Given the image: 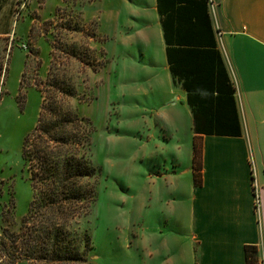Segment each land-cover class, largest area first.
Here are the masks:
<instances>
[{
  "label": "rangeland",
  "instance_id": "1",
  "mask_svg": "<svg viewBox=\"0 0 264 264\" xmlns=\"http://www.w3.org/2000/svg\"><path fill=\"white\" fill-rule=\"evenodd\" d=\"M151 1L9 0V10L0 8V264H153L149 250L164 235L157 228L172 226L156 172L190 162L178 123L159 114L136 43L153 19ZM39 116L58 120L68 138L49 142L53 151L84 152L93 169L81 181L92 202L68 206L61 220L68 238L88 236L83 262L44 260L38 249L28 256L38 223H60L57 212L30 211L38 161L24 159L22 146L28 135L33 147Z\"/></svg>",
  "mask_w": 264,
  "mask_h": 264
},
{
  "label": "crops",
  "instance_id": "2",
  "mask_svg": "<svg viewBox=\"0 0 264 264\" xmlns=\"http://www.w3.org/2000/svg\"><path fill=\"white\" fill-rule=\"evenodd\" d=\"M150 4L153 19L145 21L136 43L148 58L159 114L178 123L175 132L190 162L156 172L172 226L157 228L164 235L149 250L150 260L246 264L245 246L253 245L264 264V0ZM7 5L0 0L1 9Z\"/></svg>",
  "mask_w": 264,
  "mask_h": 264
},
{
  "label": "trees",
  "instance_id": "3",
  "mask_svg": "<svg viewBox=\"0 0 264 264\" xmlns=\"http://www.w3.org/2000/svg\"><path fill=\"white\" fill-rule=\"evenodd\" d=\"M73 120L79 125L75 118ZM57 121L42 122V118L39 116L35 128V131L39 132V134L36 136L33 147L29 149L27 145L30 140L28 135L22 146V156L24 159L30 157L38 161V170L36 172L31 170L30 173L31 188L33 190L30 211H35V214L36 212L39 213L42 218L41 209L44 208L47 211L52 210L58 213L60 220L59 230L55 226L56 223L52 227L46 226L43 224V221L38 223V226H36L38 227V231H36L35 237L30 240L31 246H28V250L31 249L28 256H34L35 251L38 249L39 253L42 252L41 259L44 260L47 259L55 262H83L86 259L85 251L90 248L88 236L86 234L82 236L75 234V236L72 235L71 238H68L64 225L61 224V220L63 222L66 221L64 214L69 208L68 206L84 202H88L90 205L92 202V188L81 184V181L91 177L93 169L89 164V160L85 157L84 152L82 155L77 156L64 155L61 152L56 153L52 150L49 142L55 141L60 146L68 142V138L66 140L60 135L59 130L61 126L60 122ZM195 129H199L197 124H195ZM53 130L56 134H53ZM239 134L240 127L238 125L236 135ZM193 151L194 183L199 184L200 148L195 144ZM37 184L42 185L39 194L36 191L38 188ZM13 240L12 237L11 242ZM26 240H29V238H26ZM245 258L246 264H259L255 246H245ZM18 262L20 260H17L15 264Z\"/></svg>",
  "mask_w": 264,
  "mask_h": 264
}]
</instances>
